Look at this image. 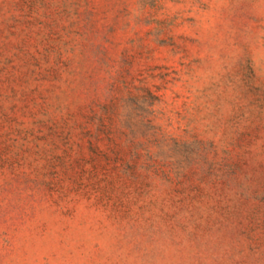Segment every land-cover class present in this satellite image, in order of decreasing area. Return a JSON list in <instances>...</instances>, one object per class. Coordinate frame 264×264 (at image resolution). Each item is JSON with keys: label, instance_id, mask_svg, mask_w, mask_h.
Listing matches in <instances>:
<instances>
[{"label": "rangeland", "instance_id": "374dc122", "mask_svg": "<svg viewBox=\"0 0 264 264\" xmlns=\"http://www.w3.org/2000/svg\"><path fill=\"white\" fill-rule=\"evenodd\" d=\"M0 264H264V0H0Z\"/></svg>", "mask_w": 264, "mask_h": 264}]
</instances>
